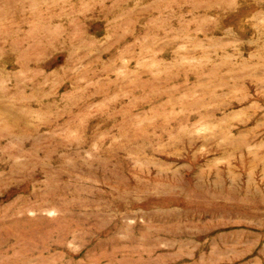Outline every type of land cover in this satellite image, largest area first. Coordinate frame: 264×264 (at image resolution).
I'll return each instance as SVG.
<instances>
[{
	"label": "rangeland",
	"instance_id": "rangeland-1",
	"mask_svg": "<svg viewBox=\"0 0 264 264\" xmlns=\"http://www.w3.org/2000/svg\"><path fill=\"white\" fill-rule=\"evenodd\" d=\"M0 264H264V0H0Z\"/></svg>",
	"mask_w": 264,
	"mask_h": 264
}]
</instances>
